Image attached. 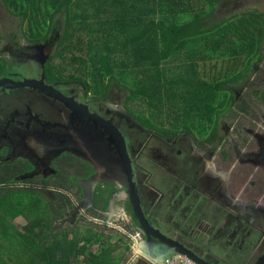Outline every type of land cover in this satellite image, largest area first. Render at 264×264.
Instances as JSON below:
<instances>
[{
  "label": "flooded vegetation",
  "instance_id": "flooded-vegetation-1",
  "mask_svg": "<svg viewBox=\"0 0 264 264\" xmlns=\"http://www.w3.org/2000/svg\"><path fill=\"white\" fill-rule=\"evenodd\" d=\"M227 1L238 0L220 7ZM55 42L23 39L0 49L9 52L0 80L46 86L0 87V201L38 193L47 206L53 201L40 223L47 246L94 234L79 231L87 223L104 239L92 251L118 241L130 264H153L138 257L144 242L154 259L168 256L173 243L199 257L216 247L255 250L264 243V235L250 246L247 238L250 224L264 232V41H232L239 55H221L216 74L231 78L227 94L216 97L213 115L193 122L159 114L144 120L147 107L125 88L116 94L115 84L100 94L81 81H50L45 68ZM91 185L92 205L84 209ZM136 196L150 229L137 217Z\"/></svg>",
  "mask_w": 264,
  "mask_h": 264
},
{
  "label": "trees",
  "instance_id": "trees-1",
  "mask_svg": "<svg viewBox=\"0 0 264 264\" xmlns=\"http://www.w3.org/2000/svg\"><path fill=\"white\" fill-rule=\"evenodd\" d=\"M197 1L208 9L195 6L194 0H1L6 12L21 21L22 39L31 45L56 40L45 68L50 81H81L100 94H106L112 84L123 86L130 91V99L146 104L154 117L159 114L176 122L208 119L216 110V97L221 91L227 94L224 88L232 81L218 79L216 66L210 74L196 68L204 44H210L205 50L208 57L221 58L239 55L234 39L264 41V13L258 9L217 20L223 0ZM122 27L125 33L115 43L113 36ZM94 38L106 47H89L86 41ZM117 51L120 57L115 56ZM186 53L191 64L178 66L186 61ZM119 63L129 68L117 72L114 66ZM8 65L0 50V77ZM139 73L145 76L138 77ZM132 74L136 76L133 84L121 77ZM48 206H53L50 199ZM48 206L38 193L27 190L0 201V264L125 262L126 253L122 248V254L116 255L119 244H112V239L93 253V244L104 240L98 233L78 234L74 240L54 238L47 246L48 235L40 223L50 217ZM18 217L26 221L24 234L13 225Z\"/></svg>",
  "mask_w": 264,
  "mask_h": 264
},
{
  "label": "rangeland",
  "instance_id": "rangeland-1",
  "mask_svg": "<svg viewBox=\"0 0 264 264\" xmlns=\"http://www.w3.org/2000/svg\"><path fill=\"white\" fill-rule=\"evenodd\" d=\"M239 2V0L235 3L234 1H227V5L225 7H219L218 9V12L216 13V19L217 20H220L224 17H230V16H233L235 14H238V13H242V12H245V11H248V10H251L253 8H258V9H262L264 10V3L262 0H259V2L261 4H258V7H254L252 5V3H256L254 0H251V1H246L247 4L245 5H242L241 7H237V3ZM194 5L197 6H204V9L206 8V5L204 3L200 4L197 0H194ZM235 3V7L234 5L232 6L231 4ZM208 9V7L206 8ZM138 16H135V18H137ZM191 18V17H189ZM214 19V22H216L217 20ZM211 22H213L211 20ZM213 24V23H212ZM0 31H1V38H2V43H1V46H0V49H4L5 47H9L10 45H13V44H21L22 40L21 39V21L19 19H16L14 18L13 16H11L10 14H8L5 10V7L3 5V3L1 2L0 0ZM125 33V28L123 29L122 27V30L118 33L116 32L113 36V41L115 43H117L118 40H120L122 37H123V34ZM214 35V34H213ZM209 38V37H208ZM211 39V38H209ZM208 39V40H209ZM86 43L88 44L89 47L91 46H96L98 44H105L104 42H100V39L98 38H94V39H91V40H87ZM205 47H202L201 51L199 52V57L197 59L198 63H196V68H198L199 70L202 71L203 73V70L206 71L207 73H212V69H214V72H215V66L216 67H219V62H220V57H208L207 53H206V48L210 46V44L206 45L204 44ZM104 47H106V44L104 45ZM13 48H18V47H10V49H13ZM9 56V52H8V48L4 50V52L2 53V57L3 58H8ZM116 57H120L121 56V53L119 51L116 52L115 54ZM191 55L189 53H186L185 54V57L187 58L186 61H181L179 62L178 66H185L186 64H191V60L189 59ZM113 57H114V54H113ZM120 66H114V69L115 71L119 72L121 69H123L124 67H128V65H125L124 67L122 66V63H119ZM173 66V64H170L168 65V68L170 69L171 67ZM177 67V66H176ZM26 67H21L20 68V71L21 72H26ZM173 69V68H172ZM172 69H170L168 71L169 76H171L172 74ZM212 71V72H211ZM217 73V72H216ZM120 75L118 74V77ZM145 74L144 73H139L138 74V77H144ZM121 77H124L127 81L131 82L132 84L134 83L135 79L132 80V78H135V74H132V77L129 76V75H123ZM147 77V76H146ZM117 86V85H116ZM119 88V89H118ZM124 89L123 86L119 87V85L117 86V92H115L116 94H121L120 91H122ZM147 107L146 104L145 105H142V110L143 108ZM148 109V107H147ZM146 109V116L147 118H149V120L152 122V120L150 118H154V114L153 112H150L149 110ZM164 120V119H163ZM103 219V217H102ZM14 224L16 226V228L18 229V231L22 234L25 233V229H26V221L21 218V217H18L15 221H14ZM81 227L79 229V231H86V232H90V233H97L100 231V228L99 227H93V225H89L87 223H83V224H80ZM86 227H88L87 230ZM94 229V230H92ZM112 244L115 242L114 240L111 241ZM106 243V242H104ZM99 249L98 247H94L93 248V253L97 252ZM121 253V250L118 251L117 249V252H116V255L119 256V254ZM131 253H129L127 256L124 257L125 259V262L123 264H127L129 261H130V257H131ZM134 262H136V260H134ZM80 263V262H79Z\"/></svg>",
  "mask_w": 264,
  "mask_h": 264
},
{
  "label": "water",
  "instance_id": "water-1",
  "mask_svg": "<svg viewBox=\"0 0 264 264\" xmlns=\"http://www.w3.org/2000/svg\"><path fill=\"white\" fill-rule=\"evenodd\" d=\"M6 84H12L15 86H28V87H34L40 89L46 87L45 85H40L36 80H25L24 82H14L13 80H9L7 78L0 80V87H3ZM87 188L88 190H86L85 198L83 201L84 209H88L91 207L92 200L94 197L93 186L91 185L90 187ZM135 200L136 203L134 204V208L142 227L146 229L147 228L150 229L146 219L144 218L143 211L140 207V202H138L137 196ZM247 228L248 230L247 229L246 230H247V238L249 241L248 242L249 246L250 243L260 242V240H263L261 236L264 235V232H261L258 226H254L253 224L252 225L250 224L248 225ZM145 246H146L145 242L140 243L138 247L136 246L137 251L139 252L138 257H140V259L144 261H152L153 264H161V262L166 260V257H168L169 255H177V254L186 256L197 264H264V243L259 244L258 248L255 250H251L250 247H246L243 248L242 250L237 249L234 251L227 252L224 249L216 247L212 251L205 250V254H203L202 257L194 255L192 252L186 250L179 243H173L170 245L171 248L170 254L168 256L162 255L158 259L152 258L149 250H146Z\"/></svg>",
  "mask_w": 264,
  "mask_h": 264
},
{
  "label": "built area",
  "instance_id": "built-area-1",
  "mask_svg": "<svg viewBox=\"0 0 264 264\" xmlns=\"http://www.w3.org/2000/svg\"><path fill=\"white\" fill-rule=\"evenodd\" d=\"M161 264H197L190 258L183 255H171L169 258L164 260Z\"/></svg>",
  "mask_w": 264,
  "mask_h": 264
},
{
  "label": "crops",
  "instance_id": "crops-1",
  "mask_svg": "<svg viewBox=\"0 0 264 264\" xmlns=\"http://www.w3.org/2000/svg\"><path fill=\"white\" fill-rule=\"evenodd\" d=\"M221 225H222V223L220 224V227H221ZM249 242V241H248ZM235 250V249H234ZM128 264H130V263H128Z\"/></svg>",
  "mask_w": 264,
  "mask_h": 264
}]
</instances>
